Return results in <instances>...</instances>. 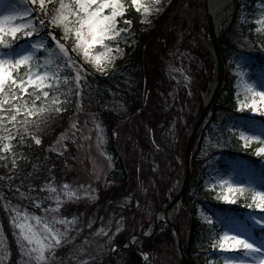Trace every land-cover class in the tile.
Listing matches in <instances>:
<instances>
[{"label": "rangeland", "instance_id": "1", "mask_svg": "<svg viewBox=\"0 0 264 264\" xmlns=\"http://www.w3.org/2000/svg\"><path fill=\"white\" fill-rule=\"evenodd\" d=\"M138 3L141 5V10L139 11L141 21L145 19L144 8H148L151 12V15L147 16V20L150 22L144 23L147 28L153 26L155 17H158L162 12L166 13V18L164 17V21L159 28L158 37L153 42L152 55L156 60L161 59L163 61L162 69L164 73L167 78H170L174 82V89L170 91V96L171 100H174L172 104L180 111V114L176 113L173 122L174 129H177L184 122L182 115L184 112L188 111L192 115L198 113L200 106L198 100H200V97L198 99L197 92L194 90L197 88V85L201 83V80H204V89L207 88L202 92L199 91L201 98H203V94H206L209 88L208 85L213 83L215 68L209 48L210 40L205 20L190 10V3L186 0H160L158 4L155 0H138ZM134 8L136 9L135 5ZM262 12H264V0H255L252 4L249 0H240L238 13L236 14L239 16V22H251L255 29L257 25L254 21L261 18ZM222 13L223 22L220 25V30L230 24V19L232 20L234 15V12L233 14L229 12V7L225 8ZM197 27L204 31V35L200 37L199 42L195 40L192 34V32L196 31ZM117 28L121 29L119 24ZM234 31L236 30H231L227 34V40L231 43V46L226 56L224 68L225 76L227 75V77L223 78L222 83L224 81L230 82L234 88L237 111V72L243 73L244 78L248 82L255 81L259 85L261 79L264 78V65L257 63L253 59L251 52L255 54V51L252 48L248 49L250 45L243 43L246 38L242 36L243 42H239L240 37ZM260 36L262 38L261 46L264 47V35ZM105 43H108L109 47L113 49L119 47L122 50L121 52L112 53V55L119 58L115 60L114 67L110 68L107 74L117 73L119 80L120 78L122 80L121 82H129L131 76L124 70V65L118 67V62L125 56L126 46L134 47L135 40L127 41L123 39L120 42L106 41ZM190 45H196L202 49L203 55L200 58L204 65H206V72L203 70V64L199 61L200 59L191 57L186 48ZM72 48L75 49L74 52L86 67L94 73L101 74L93 64L86 62L82 50L76 47L75 41ZM104 52L106 50L99 45L93 50L94 55H100ZM201 71L204 72L203 78ZM185 77H188L187 82L185 81ZM124 86L120 83L117 90H112L106 102L117 115L123 114L128 108L127 98L123 91ZM91 93H89V97H86L82 93V98L76 96L73 99V112L69 115L68 125L50 146V149L58 155V158L60 157L63 160V165L59 172L51 176L46 175L32 186H28L27 193L29 198L27 205L23 207L20 205L15 206L18 207L21 213L27 212L29 216L45 217L49 222L52 221L54 216L57 219L77 220V223L66 237V240L70 242L65 243L63 247L56 250V256L52 264H82L84 260H87L89 264H98L100 257L111 248L112 239L119 232L134 230L133 226L139 222L140 200L137 198L136 193L133 192V182H122L119 184L106 180L115 162L112 155L106 149L105 128L94 110V105L99 103L101 99L90 96ZM240 99L243 100V95L240 96ZM232 116V118L225 117L226 123L223 122V130L220 129V114L215 119L210 118L196 135L193 145L191 156H195L196 160L201 162L200 166L203 169L200 179L201 191L198 192L196 183L195 185H191L190 190L192 194L204 199L195 203V216L199 221L204 223H206L203 219L204 216L212 217L215 222L217 210L211 202L224 205L226 208H232V213L240 214L241 216L249 212V209L241 207L246 201L240 200L235 205L225 204L215 199V192H210L206 189V182H210L214 170L226 175L234 164L244 165L234 163L224 152L232 147L239 151L246 150L243 148L242 143L229 132V125L236 120L248 117L254 118L258 123L264 122V117L258 115L253 117V114L250 112L241 113L237 111ZM5 123L7 124V121ZM74 123L78 125L77 129L72 128ZM97 125H99V128ZM188 128L185 129V133H182V143H185ZM130 131L124 122H120L118 127L113 129L112 136L119 145L121 141L129 136ZM4 143L9 142L4 141ZM255 147L256 145L253 144L247 150L252 152L250 155L257 158L258 163L264 169V156H257L254 152ZM4 153L0 151V157ZM183 154L184 148L179 149L177 156L178 164L170 176L169 184L162 191V194L164 193L166 196H168L169 192L170 197L173 195L183 176V165H181ZM122 160L125 162L124 157ZM153 161L150 160L145 165L150 164L151 169L154 166L157 167L154 163L158 160ZM129 168L130 166L127 164L126 169L129 170ZM170 169L172 170V168ZM53 182L57 188H61L64 184L70 185L79 199L68 200L67 197L61 194L60 199L64 203L60 206V212L58 214H45L44 209L55 208L57 206L55 203L57 197L48 192H41L40 189ZM108 190L110 192L104 195L101 193V191L107 192ZM37 203H41L40 208L36 207ZM257 214L260 215V213ZM144 218L147 219V217ZM150 219L151 217L148 218V222ZM30 223H32L38 232L43 234L42 226H36L34 220H31ZM56 227L60 228L61 231L64 230V226L56 225ZM101 229H103V232L100 231ZM223 231V228L218 229L217 236ZM13 232L14 229L12 227L11 237L6 238L0 229V236L6 238L5 244L9 253L8 255H0V264H8L12 255L11 247L17 249L16 264H27V258L21 257ZM104 232L107 235H104ZM254 235L258 239L260 238L259 228L256 229ZM211 253H214L216 258L220 260V264H223L218 249L214 250L212 248L211 251L207 252V255Z\"/></svg>", "mask_w": 264, "mask_h": 264}, {"label": "snow or ice", "instance_id": "2", "mask_svg": "<svg viewBox=\"0 0 264 264\" xmlns=\"http://www.w3.org/2000/svg\"><path fill=\"white\" fill-rule=\"evenodd\" d=\"M155 2L158 4L160 0ZM132 3L139 12L141 5L138 0H132ZM36 6L44 18L35 15ZM125 13L122 0H0V133H8L0 134V151L10 152V142L17 138L23 141L29 137L40 145L38 131L32 132L31 129L39 130L53 112L66 111L72 96L82 98V81L89 73L69 54L66 41L74 40L86 62L93 64L101 74H107L114 67L119 57L112 53L122 50L119 47L113 49L105 42H118L122 38L121 33L128 32L131 21L125 20L126 27L117 28L118 18ZM144 13L142 23H149L147 16L151 12L144 8ZM254 23L257 25L254 31L264 35V12ZM53 30H60L62 36L58 39ZM97 45L106 52L94 55ZM68 72L75 73L74 77L65 75ZM237 76V111L264 117V78L258 85L255 81L248 82L241 72H237ZM29 89L33 91L29 92ZM31 97L34 99L30 100ZM39 101H43L42 107H37ZM8 124L16 128L15 135ZM72 128L77 129L78 125L74 123ZM228 130L244 149L255 144V154L264 156V122L258 123L252 117L242 118L232 122ZM206 189L215 192V199L225 204L235 205L244 200L246 203L241 207L249 209L243 216L226 209L216 216L215 226L212 217H203L209 225L211 247L219 250L223 264H264V169L257 172L250 166L234 164L226 175L214 170L210 182H206ZM40 191L57 197V206L44 209L45 214L60 212L64 203L60 199L61 194L68 200L79 199L68 184L57 188L53 182ZM36 207L40 208L41 203ZM5 210L10 211L13 235L21 257L27 258V264H52L56 250L70 242L66 237L77 223L76 219H57L54 216L49 222L45 217L29 216L27 212L21 213L18 207L11 206L10 202L5 204ZM31 220L36 226H42L43 234L34 228ZM56 225L64 226V230ZM220 228L224 231L217 236ZM257 228L260 229L259 239L254 235ZM103 234L107 235L106 232ZM5 239L0 236V255L9 254ZM82 264L89 262L84 260Z\"/></svg>", "mask_w": 264, "mask_h": 264}, {"label": "trees", "instance_id": "3", "mask_svg": "<svg viewBox=\"0 0 264 264\" xmlns=\"http://www.w3.org/2000/svg\"><path fill=\"white\" fill-rule=\"evenodd\" d=\"M255 0H249L252 4ZM125 5L126 13L118 18L120 28L126 27L124 21H131V26L127 33H121L118 42L123 39L135 40L134 48L126 46L125 56L119 60L118 67L124 65V70L131 76L129 82H121L116 74H97L86 67L81 59L73 51L74 40L66 41L65 46L69 49V54L83 66L89 73L82 81L83 93L86 97L95 96L101 99L94 105L97 117L102 121L106 134V149L114 159V165L110 175L106 177L107 181L115 183L133 182L134 191L140 200L139 222L135 224L134 230L119 232L113 238L120 248L114 250L112 256L109 252L105 253L98 264H141V256L133 249L121 248L130 234L142 232L148 226V218L164 206L167 202V196L162 191L169 184L170 176L175 170L178 161V151L183 149L185 143H182V133H185L194 119V115L184 112V122L174 129V117L180 111L172 104L170 91L174 88V82L167 78L160 60H156L152 55L153 42L158 37L159 27L165 12L154 18V27L148 29L146 24L141 21V14L136 11L132 0H122ZM240 0H235V13L229 25L224 26L218 41L223 60L229 53L231 43L227 40V34L231 30H236L240 37L239 42L250 45L255 54L253 59L264 64V47L261 46L262 38L254 31V25L251 22H238L237 18ZM35 15L40 16L38 6ZM47 35V33H44ZM53 34L59 39L62 36L60 30H53ZM50 47L52 44L50 43ZM192 58L201 57L202 49L196 45L186 47ZM247 48V47H246ZM235 49V48H234ZM233 49V50H234ZM206 67V65H204ZM69 77H74L75 73H65ZM226 78V76H225ZM122 84L124 94L127 98L128 108L123 114L117 115L116 112L106 104L109 93L117 90L118 85ZM74 84V82H73ZM198 89L204 88V80L197 85ZM29 89V92H32ZM103 94V95H102ZM42 95V94H41ZM198 99L200 97L197 93ZM66 105V111L60 113L53 112L46 117V123L39 129H31L32 132L38 131V138L41 144L36 145L35 141L25 137L23 141L17 138L10 143L12 150L2 154L0 159V229L6 238L12 235V224L10 223V211L5 210V204L10 202L11 206H26L28 202V186H32L44 176L55 175L61 169L63 160L50 149V146L57 137L66 129L69 122V115L73 112V99ZM85 97V96H84ZM106 98V99H104ZM34 99V97L29 98ZM62 99H64L62 97ZM23 102V101H21ZM72 105V107H70ZM31 107V103H29ZM43 101L37 102V107H42ZM201 106V103H200ZM199 106V108H200ZM197 112V110H196ZM7 114V113H4ZM220 114V129L224 117H230L235 114L234 89L230 84H224L214 99L211 119H215ZM117 122H124L129 129L127 136L118 145L112 136L113 129L118 127ZM11 133L15 135L16 128L8 124ZM23 131V129H21ZM7 135L8 133H0ZM225 154L234 163H241L250 166L259 172L263 168L257 164V159L252 157L249 150H235L232 147L225 151ZM123 157L125 162H123ZM150 160H158L154 164L157 166L151 169L150 164L145 165ZM15 161V166L13 162ZM153 161V162H154ZM127 164L130 166L126 169ZM201 162L196 160L195 156L191 158V174L183 190L181 200L173 211L172 220L178 229L181 239L184 243L186 254L190 264H220L214 253L207 255L211 250L210 229L207 223L199 221L195 216V203L200 197L193 198L190 187L192 184L201 191L200 179L202 167ZM172 168V170L170 169ZM110 192H102L103 195ZM23 193V196L21 195ZM200 194V193H199ZM202 200H204L202 198ZM217 210V215L223 214L225 208L211 202ZM230 210V209H228ZM144 217H147L145 219ZM213 226L215 222L213 221ZM142 248L150 254L153 264H182L176 239L170 227L164 222L159 221L156 231L142 243ZM12 255L8 264H16L17 249L11 247ZM212 258V260H210Z\"/></svg>", "mask_w": 264, "mask_h": 264}, {"label": "water", "instance_id": "4", "mask_svg": "<svg viewBox=\"0 0 264 264\" xmlns=\"http://www.w3.org/2000/svg\"><path fill=\"white\" fill-rule=\"evenodd\" d=\"M206 25L207 28L210 32V36H211V55L213 57V61L215 64V71H214V82L211 86V89L208 93V96L204 99L201 110L198 114V117L194 123V125L192 126V128L189 130L187 138H186V144H185V151H184V157H183V164H184V174L183 177L181 179V182L174 194V196L169 199L168 203L163 206L162 208H160L158 211H156L154 213V215L152 216V224L149 227V230H147L145 233H137L136 236L138 237V240L136 241V243L134 244V247L142 253H145L141 246L139 245V242L147 239L156 229L157 226V222H158V214H162V218L164 219V221L168 224V226L172 229L173 234L176 238V242L180 251V256H181V260H182V264H189V260L186 256L185 250L183 248V244L182 241L180 239L179 233L177 231V229L174 227L171 218H170V214L173 210V208L176 206V204L179 202L180 197H181V193L186 185V182L188 180L189 174H190V157H191V152H192V148H193V144H194V140L196 137V134L198 133V131L200 130L206 116L208 115L214 98L220 88V85L222 83V79H223V73H224V64H223V60L220 54V50H219V45H218V30L215 26L214 20L211 16V14L208 12V10L206 9ZM145 258L147 259L149 256L147 253H145Z\"/></svg>", "mask_w": 264, "mask_h": 264}, {"label": "bare ground", "instance_id": "5", "mask_svg": "<svg viewBox=\"0 0 264 264\" xmlns=\"http://www.w3.org/2000/svg\"><path fill=\"white\" fill-rule=\"evenodd\" d=\"M229 6V0H209L208 1V7L209 12L211 16L214 19V23L217 28L220 27L221 23L223 22V11L224 9ZM158 218H162V214L157 215ZM131 240H134V242L137 239H134V237L131 238Z\"/></svg>", "mask_w": 264, "mask_h": 264}]
</instances>
